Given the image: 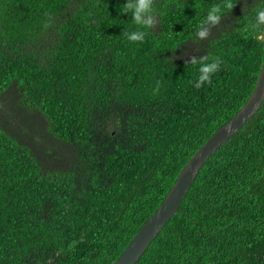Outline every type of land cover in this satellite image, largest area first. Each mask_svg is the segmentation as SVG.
Instances as JSON below:
<instances>
[{
  "label": "trees",
  "instance_id": "16d2710c",
  "mask_svg": "<svg viewBox=\"0 0 264 264\" xmlns=\"http://www.w3.org/2000/svg\"><path fill=\"white\" fill-rule=\"evenodd\" d=\"M125 2L0 0V108L17 96L48 135L0 119V264H112L254 89L264 0H231L205 40L197 25L220 0H154L142 43L124 35L139 27ZM204 55L221 64L196 87L187 62ZM135 264H264V99Z\"/></svg>",
  "mask_w": 264,
  "mask_h": 264
},
{
  "label": "water",
  "instance_id": "95a60500",
  "mask_svg": "<svg viewBox=\"0 0 264 264\" xmlns=\"http://www.w3.org/2000/svg\"><path fill=\"white\" fill-rule=\"evenodd\" d=\"M264 47V32L262 35ZM264 99V52L253 91L232 118L220 126L189 158L163 201L140 226L131 241L112 264H135L163 225L177 212L186 192L209 156L226 142L259 109Z\"/></svg>",
  "mask_w": 264,
  "mask_h": 264
},
{
  "label": "clouds",
  "instance_id": "9594fccd",
  "mask_svg": "<svg viewBox=\"0 0 264 264\" xmlns=\"http://www.w3.org/2000/svg\"><path fill=\"white\" fill-rule=\"evenodd\" d=\"M234 4L231 0H220V3L213 4L206 12L205 18L200 21L196 28V34L199 40H205L211 34V29L218 26L221 22L222 15L225 10H232ZM122 14H131L132 21L139 26L137 30L125 32L124 35L130 42H143L146 32L140 30L154 29L158 24V13L154 8V0H126L120 9ZM47 15V13H46ZM264 25V8H257L255 11V22L251 25L253 30H259ZM44 27H48L47 24ZM188 64L199 65V75L197 77L196 87L204 84L212 83V75L220 68L221 61L219 58H211L207 55L201 56L199 59L192 57ZM160 82H156V88L153 94L158 93Z\"/></svg>",
  "mask_w": 264,
  "mask_h": 264
},
{
  "label": "rangeland",
  "instance_id": "374dc122",
  "mask_svg": "<svg viewBox=\"0 0 264 264\" xmlns=\"http://www.w3.org/2000/svg\"><path fill=\"white\" fill-rule=\"evenodd\" d=\"M17 99L11 98L8 99V96L4 97V102H6L5 104L8 106H3L2 108H0V119L3 118V116H5V125L7 126H11L13 128V131H16V129H18V132L20 131L21 134H23V131H27L29 136H32L33 138L36 137H40L41 141H47V134L45 135L44 132L42 131V133L40 134V131L43 129H46L45 127V120L40 116V114L34 112V111H27L24 110L23 107L21 108L18 104L17 101L19 100L18 97L16 96ZM7 109L10 112L9 115H7ZM6 110V112H5ZM7 116V117H6ZM26 118V119H25ZM33 122V126H28L27 123H31ZM23 136V135H22ZM21 136L22 140H24V138ZM31 139L32 141H35L34 139ZM27 139V138H26ZM29 140V139H27ZM49 140L53 143L56 142V144H60L59 141H57L55 138L53 137H49ZM34 151H40L39 148L37 147H33Z\"/></svg>",
  "mask_w": 264,
  "mask_h": 264
}]
</instances>
